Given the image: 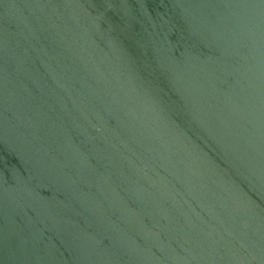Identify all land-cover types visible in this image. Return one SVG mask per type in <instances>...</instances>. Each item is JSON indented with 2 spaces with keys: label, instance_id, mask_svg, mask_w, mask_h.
Returning a JSON list of instances; mask_svg holds the SVG:
<instances>
[{
  "label": "water",
  "instance_id": "obj_1",
  "mask_svg": "<svg viewBox=\"0 0 264 264\" xmlns=\"http://www.w3.org/2000/svg\"><path fill=\"white\" fill-rule=\"evenodd\" d=\"M0 264H264V0H0Z\"/></svg>",
  "mask_w": 264,
  "mask_h": 264
}]
</instances>
